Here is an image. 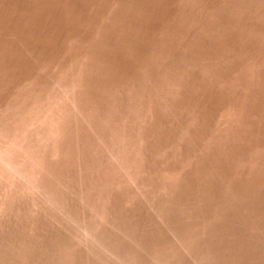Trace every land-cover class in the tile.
<instances>
[{"label": "rangeland", "instance_id": "1", "mask_svg": "<svg viewBox=\"0 0 264 264\" xmlns=\"http://www.w3.org/2000/svg\"><path fill=\"white\" fill-rule=\"evenodd\" d=\"M0 264H264V0H0Z\"/></svg>", "mask_w": 264, "mask_h": 264}]
</instances>
